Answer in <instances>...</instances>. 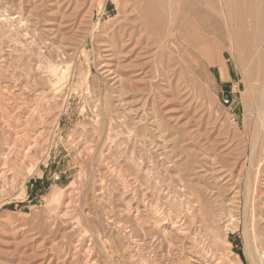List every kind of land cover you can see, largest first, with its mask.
I'll list each match as a JSON object with an SVG mask.
<instances>
[{
	"label": "rangeland",
	"instance_id": "rangeland-1",
	"mask_svg": "<svg viewBox=\"0 0 264 264\" xmlns=\"http://www.w3.org/2000/svg\"><path fill=\"white\" fill-rule=\"evenodd\" d=\"M253 49H261V57L252 56ZM259 72H264V0H0V154L13 140L14 124H25L29 110L42 114V121L28 128L42 131L39 147L30 157L11 158L12 174L0 180V264H140L146 258L178 264V254L142 237L148 209L187 214L197 247H205V263L216 254L225 264H251L246 231L252 248L261 250L253 237L264 228L258 219V210H264L262 156L251 165L253 147L264 152ZM90 135L103 140H96L101 144L93 161L84 149L96 145ZM249 174L260 184L247 213ZM192 183L216 216L213 248L201 229L195 198L186 193ZM103 210H115L118 223L121 218L122 231L117 230L130 252L125 261L105 254L97 243L89 246L96 229L110 226ZM124 227L137 230L135 245L125 238ZM189 256L190 262L199 261Z\"/></svg>",
	"mask_w": 264,
	"mask_h": 264
},
{
	"label": "bare ground",
	"instance_id": "bare-ground-1",
	"mask_svg": "<svg viewBox=\"0 0 264 264\" xmlns=\"http://www.w3.org/2000/svg\"><path fill=\"white\" fill-rule=\"evenodd\" d=\"M211 1V0H210ZM256 3H257V0H254ZM219 2L220 3H222L223 2V0H219ZM184 27V26H183ZM185 28V27H184ZM181 32H182V30H180ZM180 32V33H181ZM182 34V33H181ZM184 36V35H183ZM183 36H181V37H183ZM183 39H185L184 37H183ZM187 41V40H186ZM241 50V49H240ZM251 55L253 56V55H255L256 57H261V49H253L252 51H251ZM39 62V61H38ZM39 66H40V64H39ZM56 68V67H55ZM54 68V69H55ZM36 69V68H35ZM39 69V68H38ZM107 70V69H106ZM223 71H224V69H223ZM54 72V71H53ZM104 72H106V71H104ZM112 72V71H111ZM225 73V72H224ZM109 74V73H108ZM114 74V73H113ZM257 78H258V80H260V79H264V72H259V74H257ZM114 79V78H113ZM118 80V79H117ZM116 80V81H117ZM34 85V84H33ZM37 86V85H36ZM24 89H25V87H23ZM31 89V88H30ZM261 91H262V95L264 96V87H262L261 88ZM45 92V91H44ZM46 93V92H45ZM26 94H27V92H26ZM28 95V94H27ZM38 95H39V93H38ZM41 95V94H40ZM39 95V96H40ZM24 96H25V94H24ZM35 96V95H34ZM22 97H23V93H22ZM24 98H26V97H24ZM27 98H28V96H27ZM26 98V99H27ZM37 98V97H36ZM39 98V97H38ZM21 99V98H20ZM29 99V98H28ZM22 100V99H21ZM31 100H33V102H34V99H31ZM37 99H35V101H36ZM39 100V99H38ZM28 101V100H27ZM32 102V101H31ZM31 102H30V104H31ZM33 102H32V104H33ZM19 103V102H18ZM36 103H39L38 101L36 102ZM27 104L28 103H26V107H30V106H27ZM25 105V104H24ZM24 105H22V107L24 106ZM29 105V104H28ZM34 105V104H33ZM36 105V104H35ZM34 105V106H35ZM39 105V104H38ZM44 105V104H43ZM21 107V106H20ZM37 107V105L34 107V108H36ZM40 107V106H39ZM24 108V107H23ZM21 109V110H24V109ZM31 108V107H30ZM41 108V107H40ZM19 111H20V109H19ZM27 112H28V110H27ZM27 112H25L26 114H28ZM29 112H31L30 114L31 115H29V116H27L26 117V120H25V124L23 123V125H22V123H20V124H18V125H13V128H12V125H11V128L13 129H11L12 130V133H13V135H12V138H13V140L11 141V142H8V143H6V145H5V147H4V149L2 150V152H1V154H0V180L2 181L3 180V182H6V178H7V176H8V172L10 171V163H11V158H13V157H15V158H17V159H21V158H27V157H30L31 155H32V153H33V151L34 150H36L38 147H39V144H40V136H41V132L40 133H37V131H36V127L34 128V127H32V128H34L35 130H33L32 129V131L33 132H31V129H30V131H28L29 129V127H30V125L31 124H35V123H40L41 121H42V117L40 116V115H42L40 112H41V110L40 109H35V110H33V111H30L29 110ZM46 112V111H45ZM44 112V113H45ZM33 115H36V116H39V118H38V120L35 122V120H34V122H33V120L31 121V123H30V120L31 119H33L32 117H33ZM44 115V114H43ZM35 116V117H36ZM31 117V118H30ZM154 117V116H153ZM27 118H29V119H27ZM262 112H261V109H260V111H259V117H258V119H257V122H256V128H257V133L259 134V133H261L262 132V127H263V123H262ZM21 119V121L23 120L22 118H20ZM20 119H17V120H19L20 121ZM35 119V118H34ZM44 119V118H43ZM16 120V119H15ZM152 120V119H151ZM6 121V120H5ZM13 121V120H12ZM10 122V121H9ZM14 123H17V122H15L14 121ZM100 123V122H99ZM3 124V123H2ZM7 124V123H6ZM42 124V123H41ZM97 124H98V122H97ZM7 125H9V124H7ZM27 125V128L25 127ZM36 125V124H35ZM100 125H102V123H100ZM100 125H96L95 124V127H93V128H95L96 130L99 128H97V126H100ZM111 125H112V123H111ZM103 126V125H102ZM9 128V127H8ZM110 128H112V127H110ZM94 129V131L92 132L91 130V132L94 134V132L96 131ZM100 129V128H99ZM109 129V128H108ZM38 130H39V128H38ZM102 130H103V133H104V126L102 127ZM100 131V130H99ZM108 131H110V130H108ZM112 131H113V129H112ZM111 131V132H112ZM90 132V133H91ZM10 133V132H9ZM91 133V134H92ZM103 133L101 134V135H103ZM108 133H110V132H108ZM87 134V133H86ZM105 134V133H104ZM83 135H85V134H82V136ZM106 135H107V133H106ZM109 136L108 137H110L111 138V134H108ZM82 136H79V137H81L82 138ZM86 136V135H85ZM89 136V134L87 135V137ZM91 137H90V139L92 138V135H90ZM96 136H100V134L98 135H95L94 137H96ZM10 137V136H9ZM42 137V136H41ZM84 137V136H83ZM102 137V136H101ZM11 138V139H12ZM99 138V137H98ZM97 138V139H98ZM110 138L106 141V142H110V143H112L111 142V140H110ZM77 139V138H76ZM79 139V138H78ZM83 139V138H82ZM81 139V140H82ZM87 139H89V138H87ZM86 139V137H85V140H87ZM93 139V138H92ZM91 139V142L93 143V141H94V143L96 144H94L95 146H85L84 147V149L85 150H87V152H89L91 155H92V153L93 154H95L94 152H96V151H98V150H96L97 148H98V143L99 144H101L99 141L97 142L96 140H92ZM104 139V138H103ZM112 139V138H111ZM98 140H102V139H98ZM106 140V139H105ZM104 140V141H105ZM110 140V141H109ZM114 140V139H113ZM75 141V140H74ZM80 141V140H79ZM89 140H87V142H88ZM103 141V140H102ZM115 141H117V140H115ZM77 143V142H76ZM81 144H84V143H82V142H80ZM86 143V142H85ZM92 143H89V144H92ZM110 143H109V145H110ZM116 143V142H115ZM115 143H113V145L114 146H116L117 144H119L118 142H117V144L115 145ZM73 144V143H72ZM85 145V144H84ZM112 145V144H111ZM74 146H76L75 144H74ZM78 146V145H77ZM104 146H107V145H104ZM113 146V147H114ZM120 146H121V144H120ZM82 147V146H81ZM101 147H103L102 145H101ZM83 148V147H82ZM100 148V147H99ZM104 148V147H103ZM116 148H117V146H116ZM121 148V147H120ZM75 149V148H74ZM73 149V150H74ZM111 149V147L110 148H108L107 149V151L110 153V150ZM115 149V148H114ZM78 150V149H77ZM83 150V149H82ZM84 150V151H85ZM104 150H106V149H104ZM103 150V151H104ZM120 150V149H119ZM75 151V150H74ZM113 151V150H112ZM116 151H117V149H116ZM76 152V151H75ZM79 152V151H78ZM77 153V152H76ZM82 153H86V151L85 152H83L82 151ZM81 152L79 153V156H80V154H82ZM99 153V152H98ZM104 153H105V151H104ZM113 153V152H112ZM122 153H123V151H122ZM13 154H17L16 156H13ZM88 154V153H87ZM99 154H102V152L101 153H99ZM106 154V153H105ZM105 154H103L104 156H105ZM108 154V153H107ZM111 154V153H110ZM109 154V155H110ZM76 155V154H75ZM77 155H78V153H77ZM83 155V154H82ZM86 155V154H85ZM84 155V156H85ZM89 155V154H88ZM112 155V154H111ZM114 155V154H113ZM122 155H124V153L122 154ZM128 155V154H127ZM90 156V155H89ZM104 156H102L103 158H104ZM108 156V155H107ZM120 156H121V154H120ZM262 156V159L259 161V166H262V165H264L263 163H264V152L262 153H259L258 154V152H257V149H256V146H254L253 147V149H252V155H251V165H253V163L256 161V159H257V157H261ZM81 157V156H80ZM83 157V156H82ZM125 157V156H124ZM127 157V156H126ZM125 157V158H126ZM84 159H85V157H83ZM82 158V159H83ZM103 158H101V159H103ZM105 158H106V156H105ZM108 158V157H107ZM109 158H110V156H109ZM112 159H113V156L111 157ZM130 158V157H129ZM80 159V158H79ZM89 159H92V161H93V155H92V157L90 158L89 157ZM97 159V158H96ZM100 159V158H99ZM117 159H119V158H115V159H113L112 161H117ZM134 159V158H133ZM170 159V158H169ZM86 160H88V159H86ZM106 160V159H105ZM122 160V159H121ZM127 160H129V159H127ZM126 160V161H127ZM102 161V160H101ZM115 161V162H116ZM120 161V160H119ZM125 161V160H124ZM132 161H135V160H132ZM88 162H91V161H89L88 160ZM94 162H96V165L98 164V160L96 161L95 159H94ZM104 162V161H103ZM110 162H111V160H110ZM115 162H112L113 163V165H115ZM86 163V162H85ZM84 162H83V165L85 164ZM111 163V164H112ZM117 163H118V161H117ZM121 163V162H120ZM119 163V164H120ZM133 163V162H132ZM101 164H102V162H101ZM110 164V165H111ZM86 165V164H85ZM95 165V164H94ZM95 165V166H96ZM107 165H109V164H107ZM113 165H112V167H113ZM122 164H120V166H118V165H116V166H118V167H122L123 168V166H121ZM136 166H137V164H135ZM82 166V165H81ZM80 166V167H81ZM92 167V163H91V165H89V167ZM99 166L101 167V165H100V162H99ZM99 167V168H100ZM106 167V166H105ZM87 168H88V165H87ZM95 168V167H94ZM97 168H98V165H97ZM125 168V167H124ZM85 169H86V167H85ZM84 169V170H85ZM108 169V168H107ZM112 169V168H111ZM116 169L117 168H115V171H116ZM118 169H120V168H118ZM117 169V170H118ZM88 170V169H87ZM89 170H90V168H89ZM101 170H102V168H101ZM113 170V169H112ZM120 170H122V169H120ZM126 170V169H125ZM187 170V169H186ZM93 170H91V172H92ZM105 171V170H104ZM108 171H109V169H108ZM114 171V172H115ZM84 172V171H83ZM85 172H86V170H85ZM90 172V171H89ZM89 172H87L88 174H89ZM94 172V171H93ZM100 172H102V171H100ZM124 172V171H123ZM122 172V173H123ZM136 172V171H135ZM10 173V172H9ZM95 173V172H94ZM108 172H103V175L105 174H107ZM119 173V172H118ZM118 173H117V175H118ZM126 173V172H125ZM128 173V172H127ZM183 173H185V172H183ZM10 174H12V173H10ZM9 174V175H10ZM85 174V173H84ZM100 174H102V173H100ZM124 174V173H123ZM186 174H188V173H186ZM185 174V175H186ZM213 174V173H212ZM87 175V174H86ZM90 175V174H89ZM97 175H99V174H97ZM108 175V174H107ZM110 175V174H109ZM113 175H114V173H113ZM121 175V174H120ZM182 175H184V174H182ZM184 175V176H185ZM216 175V174H215ZM214 175V176H215ZM96 176V175H95ZM100 176V175H99ZM112 176V175H111ZM119 176V175H118ZM122 176V175H121ZM181 176V175H180ZM187 176V175H186ZM83 177V176H82ZM84 177H85V175H84ZM107 177V176H106ZM110 177V176H109ZM108 177V178H109ZM123 177V176H122ZM80 178V177H79ZM104 178H105V176H104ZM104 178H102V179H104ZM126 178V177H125ZM88 180H89V178H87ZM110 179V178H109ZM115 179V178H114ZM113 179V180H114ZM119 179V178H118ZM122 179V178H121ZM130 179L131 180H133L131 177H130ZM129 179V180H130ZM81 180H85V179H81ZM87 180V181H88ZM101 180V179H100ZM106 180V179H105ZM112 180V181H113ZM127 180V179H126ZM138 180V179H137ZM181 180V179H180ZM185 180H189V179H185ZM191 180V179H190ZM189 180V181H190ZM214 180V179H213ZM219 180V179H218ZM87 181H85L84 182V184L87 182ZM109 181H111V179L109 180ZM112 181H111V183H112ZM115 181V180H114ZM122 181V180H121ZM102 182V181H101ZM103 182H104V180H103ZM115 182H117V181H115ZM127 182V181H126ZM136 182V181H135ZM182 182V181H181ZM184 182V181H183ZM191 182H192V180H191ZM217 182V181H216ZM109 182L107 181V185H109L108 184ZM119 183H120V181H119ZM118 184V183H117ZM128 184V183H127ZM185 184H187V181H185ZM184 184V186H186ZM194 183H192V185H189V189H188V191H186V193L188 192V193H190L192 196H194V198H195V202L197 203V205H195V206H197L198 207V211H196V212H198L199 214H198V216H199V220H200V223H201V229H203V231L205 232V234L207 235V237L209 238V239H212V241L210 242L211 243V247L213 246V245H216V243H214L215 242V240H213V238H215L214 237V234H215V227H217V226H215L214 224H216L214 221H215V215L213 214V212H214V210H213V212L210 210L209 212L207 211V209H206V207H207V204H206V206L204 205V202H206L205 200H204V202L203 201H201V196H200V194H199V188L197 189V184H195V185H193ZM247 185H246V192H245V211L247 212L249 209H250V203H251V200H252V197H253V195L256 193L258 196H259V192L257 191L258 190V186H259V179L256 177V179H255V181H252V179H251V175L249 174L248 175V177H247V183H246ZM86 185V184H85ZM103 185V184H102ZM102 185H100V186H102ZM120 185V184H119ZM199 185V184H198ZM114 186H116V185H114ZM113 186V187H114ZM123 186H124V184H123ZM177 186V185H176ZM217 187H216V189L218 188V185H216ZM112 187V186H111ZM142 187V186H141ZM180 187H181V185H180ZM104 188V187H103ZM121 189H122V187H120ZM124 188V187H123ZM178 188V187H177ZM223 188H224V186H223ZM117 189V188H116ZM174 189V188H173ZM182 189V188H181ZM184 189H186V188H184ZM219 189H220V187H219ZM218 189V190H219ZM102 190V189H101ZM107 190V189H106ZM123 190V189H122ZM149 190V189H148ZM152 190V189H151ZM164 190V189H163ZM169 190V189H168ZM179 190H180V188H179ZM183 190V189H182ZM187 190V189H186ZM103 191L105 192V189L104 190H102V194H103ZM121 191V190H120ZM126 191V190H125ZM155 191H156V189H155ZM177 191V190H176ZM181 191V190H180ZM184 191V190H183ZM220 191V190H219ZM113 192V191H112ZM118 192V191H117ZM117 192H116V196H117ZM122 192V191H121ZM124 192V191H123ZM216 192V191H215ZM218 192V191H217ZM149 193V192H148ZM157 193H159V192H157ZM162 193V192H161ZM169 193V192H168ZM181 193V192H180ZM182 193H184V192H182ZM100 194H101V192H100ZM101 194V195H102ZM115 194V193H114ZM121 194H123V193H121ZM124 194H125V192H124ZM124 194H123V196H124ZM142 194H143V192H142ZM171 194V193H170ZM174 194V193H173ZM219 194V193H218ZM141 195V194H140ZM144 195V194H143ZM143 195H142V197H143ZM147 195V194H146ZM157 195V194H156ZM166 195H169V194H166ZM184 195V194H183ZM187 195V194H186ZM185 195V196H186ZM190 195V196H191ZM119 196V195H118ZM135 197H136V194L134 195ZM137 196H138V194H137ZM149 196H150V194H149ZM148 196V197H149ZM154 196H155V194H154ZM134 197V198H135ZM140 197V196H139ZM152 197V196H151ZM150 197V198H151ZM186 197H188V195L186 196ZM186 197H184V198H186ZM221 197V196H220ZM133 198V197H132ZM133 198V199H134ZM141 198V197H140ZM139 198V200H140V202H141V199ZM157 198V197H156ZM171 198H173V197H171ZM176 198H177V196H176ZM175 198V200H177L178 201V199H176ZM239 197H238V193H236L235 194V199H238ZM137 199V198H136ZM146 198H144V201H146L145 200ZM152 199H153V197H152ZM159 199V198H158ZM234 199V200H235ZM143 200V199H142ZM180 200V199H179ZM183 200V199H182ZM187 200V199H186ZM185 200V201H186ZM203 200V199H202ZM134 201V200H133ZM138 201V200H137ZM136 201V202H137ZM155 202L154 200H151V202ZM191 201V198H190V200H189V202ZM236 201V200H235ZM264 201V200H263ZM135 202V203H136ZM161 202H162V199H161ZM187 202V201H186ZM108 203H110V202H108ZM112 203H114V202H112ZM128 203V202H127ZM143 203V202H142ZM149 203V202H148ZM147 203V204H148ZM156 203V202H155ZM158 203V202H157ZM194 202H192V204H193ZM236 203V202H235ZM146 204V205H147ZM159 204V203H158ZM176 203H174V204H172L173 206L175 205ZM178 204H180V203H178ZM182 204V203H181ZM261 204H262V206H264V202H261ZM131 205V204H130ZM138 205H139V203H138ZM141 205V204H140ZM149 205V204H148ZM183 205H186V203L184 204L183 203ZM189 205V204H188ZM113 206V205H112ZM112 206H109V207H112ZM142 206H143V204H142ZM158 206V205H157ZM168 206V205H167ZM166 206V207H167ZM170 206V205H169ZM259 206V205H258ZM137 207V206H136ZM147 207L148 206H146V210L144 211V212H147ZM155 207H156V205H155ZM172 207V206H171ZM178 207V206H177ZM183 207V206H182ZM181 207V208H182ZM191 207H194L193 205L191 206ZM126 208V207H125ZM133 208V207H132ZM158 208V207H157ZM160 208V207H159ZM168 208H170V207H168ZM196 207H194L193 209H195ZM109 209V208H108ZM112 209H114V208H112ZM127 209H130L129 208V205H128V208ZM127 209H125V210H127ZM137 209V208H136ZM162 209V208H161ZM183 209V208H182ZM187 209V208H186ZM188 209H189V207H188ZM192 209V210H193ZM106 210V209H105ZM111 210V209H110ZM130 210H132V209H130ZM149 210V212H147L148 214V216L146 217V224L145 223H143V224H145L146 226H145V228L147 229H143L142 230V232H143V235L144 236H142V237H144V238H147V241L150 239V241L152 240V242H154V243H158L159 245H160V247L161 248H164V247H166V250H167V253L169 252V251H171V253L172 252H175L174 254H178V256L180 257H178L179 259H181L182 258V260H179L178 261V264H210L209 262H210V260H208V261H206V263L204 262V258H203V256H205V252H204V248H199V247H197V245H196V242H197V237H195L194 235V233H193V229L194 228H192V225L194 224V223H192V221L187 217V214L186 215H181L182 213H181V211L179 212V209L177 210V212H179V213H181V214H173V211H172V215H170L169 213H165V212H159L158 210H154V209H148ZM164 210V209H163ZM169 210V209H168ZM173 210H175V208L173 207ZM196 210V209H195ZM195 210H194V212H195ZM218 210V209H217ZM113 211H115V210H113ZM113 211H111L112 213H109V211L106 213V212H104V210H103V218H105V216L107 215V216H109L107 219L108 220H106V221H108V224H110V226L108 225V228H106V230L105 229H101L100 228V230H98V229H96V233L93 235V236H89L90 238H89V243H90V247H94V244L95 243H97V244H99V245H101L102 246V250L104 251V253L105 254H108V253H110L111 255H113V254H117V256H119V257H121V258H123L122 260L123 261H125L124 260V258H127V254H129L130 252L127 250V248L124 246L125 244H124V242L122 243L121 242V237H120V235L119 234H122V233H120L119 232V230L121 229V225H119V223H120V221H121V218H119L120 219V221H119V223L116 221V220H113V219H115V218H113V215L115 216V214H113ZM124 211V210H123ZM184 211H185V208H184ZM189 211V210H188ZM187 211V212H188ZM117 212V211H116ZM171 212V211H170ZM190 212V211H189ZM115 213V212H114ZM175 213H176V210H175ZM186 213V212H185ZM208 213V214H207ZM210 213V214H209ZM248 213V212H247ZM106 214V215H105ZM139 214H140V212L138 213V214H136L137 216H139ZM191 215H193L192 213H190ZM105 215V216H104ZM117 215V214H116ZM133 215V214H132ZM257 215V214H256ZM136 216V217H137ZM188 216H189V214H188ZM117 217H119V216H117ZM139 217H141V216H139ZM220 217V216H219ZM231 217H233V216H231ZM257 217V216H256ZM260 218V220L261 221H263V223H264V210H258V219ZM135 219V218H134ZM137 219V218H136ZM145 219V218H144ZM192 219H193V217H192ZM196 219V218H195ZM194 219V220H195ZM218 219V218H217ZM216 219V220H217ZM221 219V218H220ZM233 219V218H232ZM219 220V219H218ZM234 220V219H233ZM232 220V221H233ZM104 221H105V219H104ZM196 221V220H195ZM237 221V220H236ZM198 222V221H197ZM122 224V223H121ZM199 224V223H198ZM142 225V224H141ZM196 225V224H195ZM123 226V225H122ZM143 226V225H142ZM120 227V228H119ZM125 229H126V227H124ZM129 227H127V229H126V233H128L129 235L127 236V237H125V238H128V237H130L129 238V243L130 244H132V245H135L136 243L133 241V239L132 238H134V236L136 237V234H137V230L134 232V227H130V228H133V229H131V230H129L128 229ZM136 228V227H135ZM143 228H144V226H143ZM218 228V227H217ZM109 229V231H107ZM117 229H119V230H117ZM125 229H123V230H125ZM138 229V228H137ZM196 230V229H195ZM115 231V232H114ZM120 231H122V230H120ZM202 231V230H201ZM138 232H140V230L138 231ZM141 232V233H142ZM199 232H200V230H199ZM217 232H218V229H217ZM136 233V234H135ZM227 233V232H226ZM123 234H124V231H123ZM203 234V233H202ZM140 236V235H139ZM138 236V237H139ZM222 236V235H221ZM141 237V238H142ZM225 237V236H224ZM149 238V239H148ZM245 238H246V249H247V253H248V256H249V258H250V262H251V264H261V262H260V257L259 256H261V255H263L264 256V228H263V231H262V233L260 234L259 233V235L257 236V234H255L254 235V240H255V242L257 243V240L259 239L260 241H259V246H260V249L261 250H259L258 248H252V243H251V240H250V235L248 234V231H246V234H245ZM134 239H136L137 240V237L136 238H134ZM200 239V238H199ZM139 240H140V238H139ZM139 240H137V241H139ZM143 240V239H142ZM141 240V241H142ZM80 241V240H79ZM83 241V240H82ZM86 241V240H85ZM84 241V242H85ZM88 241V240H87ZM146 241V239H145V242H147ZM205 241V240H204ZM210 241V240H209ZM127 242V241H126ZM165 243V244H164ZM212 243H213V245H212ZM227 243L229 244V245H231V243L229 242V241H227ZM85 244V243H84ZM124 244V245H123ZM140 244V243H139ZM138 244V245H139ZM146 244V243H145ZM145 244H144V242H143V244H142V246L144 245L145 246ZM148 244H151L150 242H148ZM147 244V245H148ZM198 244H200V242H198ZM206 244V246H207V244H209V242L207 243H205ZM204 244V245H205ZM86 245V244H85ZM151 245H155V244H151ZM88 246V247H89ZM128 246H130V245H128ZM127 246V247H128ZM140 246V245H139ZM143 246V247H144ZM199 246V245H198ZM87 247V248H88ZM130 247H132V246H130ZM147 247V246H146ZM155 247V246H154ZM156 247H157V245H156ZM155 247V248H156ZM209 247V246H208ZM213 247H215V246H213ZM212 247V248H213ZM254 247V246H253ZM133 248H134V246H133ZM132 248V249H133ZM136 249H138L137 247H135ZM142 248V247H141ZM145 248V247H144ZM150 248H152V247H150ZM149 247H148V249H150ZM154 248V249H155ZM129 249V248H128ZM143 249V248H142ZM146 249V248H145ZM147 249V250H148ZM208 249V248H207ZM206 249V250H207ZM209 249H211L210 247H209ZM258 249V250H257ZM139 250H141V249H139ZM152 250V249H151ZM131 251V250H130ZM138 251V250H137ZM142 251H144V250H142ZM162 251H164L163 249H162ZM188 251V252H187ZM210 251V250H209ZM212 251V250H211ZM154 252V251H153ZM156 252V251H155ZM213 252H215V251H213ZM212 252V253H213ZM148 253V252H147ZM150 250H149V255H150ZM157 253V252H156ZM155 253V254H156ZM143 254H145V253H143ZM174 254H171L172 256L174 255ZM189 254H191L192 256H193V258L195 257V258H197V259H199V261L198 262H196V263H193V262H190V260H189V258L188 257H190L189 256ZM169 255V254H168ZM210 255V254H209ZM218 255V254H217ZM222 255V254H221ZM155 256H157V255H155ZM171 256V257H172ZM130 257H133V256H130ZM146 257V256H145ZM170 257V256H169ZM176 258H177V256H175ZM209 257V256H208ZM218 256H216V254H215V256L213 257V259H212V262H211V264H225V262H224V258L222 259L220 256V258H217ZM259 257V258H258ZM152 258H153V256H152ZM176 258L174 259L173 258V261L174 260H176ZM192 258V259H193ZM212 258V257H211ZM168 259V258H167ZM191 259V260H192ZM206 259V258H205ZM238 259H240V257L238 256ZM262 259V258H261ZM195 260V259H194ZM167 261V260H166ZM168 261H170V259L168 260ZM167 261V262H168ZM172 261V260H171ZM172 261V262H173ZM197 261V260H196ZM152 262H154V261H152ZM156 262H158V259H157V261ZM171 262V263H172ZM176 262V261H175ZM174 263V262H173ZM140 264H152V263H150L149 262V260H147V258L144 260V262H143V260H142V263H140ZM160 264V263H159ZM164 264V263H163Z\"/></svg>",
	"mask_w": 264,
	"mask_h": 264
},
{
	"label": "built area",
	"instance_id": "built-area-1",
	"mask_svg": "<svg viewBox=\"0 0 264 264\" xmlns=\"http://www.w3.org/2000/svg\"><path fill=\"white\" fill-rule=\"evenodd\" d=\"M224 102H225L226 105H230V103H231L229 97H225ZM59 179H60L59 176L56 177V180H59Z\"/></svg>",
	"mask_w": 264,
	"mask_h": 264
}]
</instances>
